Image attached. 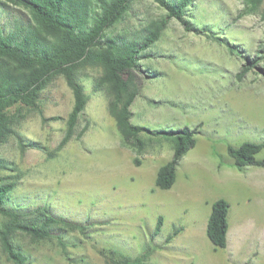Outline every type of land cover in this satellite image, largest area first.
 Masks as SVG:
<instances>
[{"label": "rangeland", "instance_id": "374dc122", "mask_svg": "<svg viewBox=\"0 0 264 264\" xmlns=\"http://www.w3.org/2000/svg\"><path fill=\"white\" fill-rule=\"evenodd\" d=\"M163 14L156 2L135 0L112 30L134 34ZM16 15L29 21L20 7L0 8L6 30ZM147 53L137 61L138 93L129 106V121L144 128L141 150L123 141L97 65L77 71L86 104L69 137L73 96L62 75L45 84L34 106L11 108V130L0 142V177L14 185L7 205L22 214L47 208L85 227L54 228L48 238L12 229L8 240L22 264H264L255 222L264 218V166L237 169L226 149L264 144V0H190L183 21L169 19ZM185 126L196 142L171 187L160 189L156 171L172 144L153 131ZM255 157L264 158V146ZM219 197L229 204L223 248L206 235ZM6 222L0 214V229ZM238 234L249 240L238 244ZM0 264H17L1 238Z\"/></svg>", "mask_w": 264, "mask_h": 264}, {"label": "trees", "instance_id": "16d2710c", "mask_svg": "<svg viewBox=\"0 0 264 264\" xmlns=\"http://www.w3.org/2000/svg\"><path fill=\"white\" fill-rule=\"evenodd\" d=\"M135 0H0V8L20 7L28 13L25 24L16 15L9 29L0 22V142L11 130L10 110L13 106H34L45 84L57 74L64 77L71 89L73 104L67 116L65 138L69 137L82 114L86 96L76 74L79 68L99 66V84H104L109 98L110 113L125 143L144 148L145 140L140 137L142 126L129 121L133 99L138 93L134 70L140 58L148 57L147 50L160 37L169 19L183 21L190 0H152L164 14L140 24L134 34L126 29L113 31ZM126 30V31H125ZM248 70L245 66L239 77ZM172 144V155L159 166L154 183L167 189L175 181L176 169L182 156L194 146L196 131L188 127L154 130ZM264 146L262 142L244 141L238 146L228 144V155L237 169L247 165L264 166V158L257 159L256 153ZM3 160L0 158V170ZM13 183L0 177V214L7 218L0 229L2 246L8 258L22 264L25 257L13 249L8 233L16 229L35 238L50 237L51 230L85 229L54 216L47 208H37L29 213H20L11 202ZM229 204L219 197L211 204L206 224V235L215 248L226 246L227 213ZM31 215L30 219L25 217ZM159 216L155 229L160 230ZM179 228L166 237L169 241Z\"/></svg>", "mask_w": 264, "mask_h": 264}, {"label": "crops", "instance_id": "0c3cea01", "mask_svg": "<svg viewBox=\"0 0 264 264\" xmlns=\"http://www.w3.org/2000/svg\"><path fill=\"white\" fill-rule=\"evenodd\" d=\"M263 216V215H262ZM262 216H261V218H262ZM261 218L260 219H258V221H255L256 222V227H258V230L260 231V235H258V238L260 239V238H264V228H263V225H264V218L261 220ZM227 224H228V222H227ZM227 230H228V232H229V229H228V227H227ZM226 234H227V232H226ZM257 239V238H256ZM258 239V240H259ZM226 240H227V237H226ZM244 240H249L248 238H245V236L242 234V235H240L239 236V234H238V240H237V243L238 244H240L242 241H244ZM250 241H252V240H250ZM254 241V240H253ZM227 242V241H226ZM228 244V242L226 243V245Z\"/></svg>", "mask_w": 264, "mask_h": 264}]
</instances>
